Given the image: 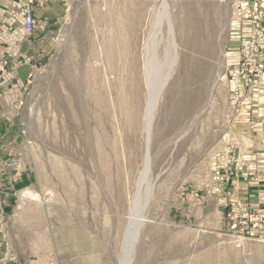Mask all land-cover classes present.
<instances>
[{
	"label": "rangeland",
	"instance_id": "1",
	"mask_svg": "<svg viewBox=\"0 0 264 264\" xmlns=\"http://www.w3.org/2000/svg\"><path fill=\"white\" fill-rule=\"evenodd\" d=\"M240 2L69 0L24 107L0 264H264V225L243 235L227 220L264 210V101L238 72Z\"/></svg>",
	"mask_w": 264,
	"mask_h": 264
},
{
	"label": "crops",
	"instance_id": "2",
	"mask_svg": "<svg viewBox=\"0 0 264 264\" xmlns=\"http://www.w3.org/2000/svg\"><path fill=\"white\" fill-rule=\"evenodd\" d=\"M43 1L44 7L36 11V31L28 35L24 32L26 0H0V64H6L5 72L0 70V235L3 200L13 196L14 191L17 170L14 159L19 142L23 141L21 130L27 96L36 74L47 66L56 52L58 39L55 32L67 16L69 0ZM241 27L240 39L250 40L246 45L247 55L241 61L245 58L263 59L264 35L261 29L264 28V17L260 20L242 19ZM253 93L258 100L264 101V90Z\"/></svg>",
	"mask_w": 264,
	"mask_h": 264
},
{
	"label": "built area",
	"instance_id": "3",
	"mask_svg": "<svg viewBox=\"0 0 264 264\" xmlns=\"http://www.w3.org/2000/svg\"><path fill=\"white\" fill-rule=\"evenodd\" d=\"M243 20H260L264 17V0H241L239 3ZM44 7L43 0H26V17L24 32L28 35L36 31V11ZM6 64H0V70L5 72ZM238 72L244 74L245 78H254V81H246L252 91L264 90V58L253 60L245 58L241 61ZM230 230L238 234L248 235L264 225V210L259 213H250L243 205L233 208L228 214Z\"/></svg>",
	"mask_w": 264,
	"mask_h": 264
},
{
	"label": "bare ground",
	"instance_id": "4",
	"mask_svg": "<svg viewBox=\"0 0 264 264\" xmlns=\"http://www.w3.org/2000/svg\"><path fill=\"white\" fill-rule=\"evenodd\" d=\"M168 21H169V19H168ZM172 27L173 26L171 25V23L169 21V29H170L169 32H170V35L171 36H172L173 30H174ZM171 63H173V62H171ZM148 65H149V67H151V61H148ZM152 110H153V106L151 105L150 106V110H148L149 113H148V116H147V119H146V121H147L146 122V125H147L146 126V131H149L150 130ZM147 133H149V132H147ZM148 172H149V163H147V165L145 166V169H144V171L142 173V176H141L140 181H139V188H138V191H137L138 194H137V196L135 198V206L138 208L139 212L140 211L142 212V210H145L146 209V207H147V205L149 203V200L151 198V192H152V190H151V187L150 186H152V185L150 184V182H149V185L150 186L146 189L147 191L145 192L144 197H141V188L143 187L144 182L147 180ZM152 188H154V187H152ZM141 198H142V200H141ZM148 207H149V205H148ZM137 214L138 213H136V214L134 213V216L131 218L129 228L127 229V232H126V235H125L124 250H123L125 255H129L130 250H131V246L133 245V243L135 241L136 234L138 233L137 230H136L137 229V226L141 222H143L142 221V218H143L142 213H141L140 216H138ZM123 264H128V261L126 260V257L125 256L123 257Z\"/></svg>",
	"mask_w": 264,
	"mask_h": 264
}]
</instances>
